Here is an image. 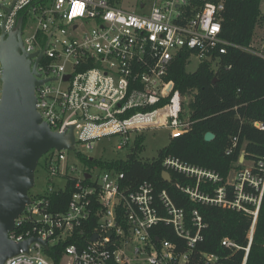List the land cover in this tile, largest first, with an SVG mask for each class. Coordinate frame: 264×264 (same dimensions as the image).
Segmentation results:
<instances>
[{
	"label": "built area",
	"instance_id": "1",
	"mask_svg": "<svg viewBox=\"0 0 264 264\" xmlns=\"http://www.w3.org/2000/svg\"><path fill=\"white\" fill-rule=\"evenodd\" d=\"M261 9L264 13V0ZM224 10L225 0H0V37L3 31L16 32L23 18V48L36 53L32 64L42 53L36 67L44 80L36 87L37 110L54 131L74 126V151L78 144L94 149L99 139L115 135L121 137L117 150H123L152 127L170 129L171 138L189 129L182 95L169 78L171 66L183 51L200 62L212 57L216 64L214 56L231 45L222 36ZM65 150L45 154L50 190L31 196L9 233L17 243L37 240L5 264H54L42 242L50 249L66 241L92 216L97 217L92 235L83 246L67 245L61 264L65 256L68 264H225L221 256L196 249L206 227L198 209L188 219L166 189L157 192L150 181L131 184L116 168L95 165L90 172L69 162ZM164 166L194 180L177 186L196 203L250 211L243 202H257L244 248L246 264L264 191V163L232 172L234 188L218 172L172 155ZM57 177L65 180L63 186L53 183ZM69 181L74 191L67 209L53 210L51 194L65 193ZM206 184L215 187L206 190ZM246 185L260 190L259 198L247 193ZM164 227L180 241L160 237ZM222 245L232 254L241 248L229 237Z\"/></svg>",
	"mask_w": 264,
	"mask_h": 264
},
{
	"label": "trees",
	"instance_id": "2",
	"mask_svg": "<svg viewBox=\"0 0 264 264\" xmlns=\"http://www.w3.org/2000/svg\"><path fill=\"white\" fill-rule=\"evenodd\" d=\"M261 3L262 0H225L222 36L231 45L227 46L225 53L214 56L217 59L215 65L206 59L200 62L196 71L189 72L190 52L183 51L175 57L169 78L174 81L175 89L182 97L191 96L189 101L182 103L183 110H187L182 117H188L190 127L182 136L171 138L156 158L144 160L132 153L126 159L109 161L76 152L90 172L95 165L116 168L125 172L126 180L131 184L150 181L157 192L166 189L177 206L185 210L188 219L198 209L206 227L203 230L204 240L197 244L196 249L221 256L226 260L225 264H243L244 248L248 245V235L254 221L252 211L257 209V202H243L250 211L196 203L177 186L193 183L194 180L173 169H166L164 160L172 155L192 165L214 170L230 188H234L236 182V179L229 181L232 172L246 168L247 161L257 167L264 163V129L256 125L264 124V43L258 49L253 41L257 28L264 25ZM207 132H213L215 138L206 140ZM143 142L142 135L136 142V151L143 149ZM231 148L232 151L228 153ZM241 155L245 156L243 163L239 162ZM165 171L170 172L171 182L164 179ZM213 187L206 184L204 188L211 190ZM66 190L65 193L58 191L51 194L53 210L67 209L74 191L73 182L67 183ZM245 191L256 198L260 196V190L255 186L246 185ZM96 223L97 217L92 216L66 241L45 249L46 255L54 264H61L66 246L74 242L83 246L92 235ZM159 236L180 241L167 227L162 228V235ZM225 237L233 239L241 248L232 254L222 245ZM246 264H264V191Z\"/></svg>",
	"mask_w": 264,
	"mask_h": 264
},
{
	"label": "water",
	"instance_id": "3",
	"mask_svg": "<svg viewBox=\"0 0 264 264\" xmlns=\"http://www.w3.org/2000/svg\"><path fill=\"white\" fill-rule=\"evenodd\" d=\"M23 18L19 20L18 30L0 37V61L2 64V99L0 101V264L18 254L21 249L28 251L36 238L17 243L10 239L9 233L15 229L17 218L32 202L29 194L35 186L36 170L39 160L52 149L74 150V126L67 132L51 129L37 110L36 87L44 82L38 79L37 64L23 48ZM212 61V57L208 59ZM259 123H257V126ZM206 140L215 138L207 132ZM245 158L241 155L240 160ZM171 182L169 171L163 173ZM97 238L94 235L93 240ZM48 249V242H42Z\"/></svg>",
	"mask_w": 264,
	"mask_h": 264
},
{
	"label": "rangeland",
	"instance_id": "4",
	"mask_svg": "<svg viewBox=\"0 0 264 264\" xmlns=\"http://www.w3.org/2000/svg\"><path fill=\"white\" fill-rule=\"evenodd\" d=\"M25 31H28L26 27ZM254 45L256 48H262L264 43V25L257 28L256 35L254 37ZM200 64V60L197 56L192 55L189 59L187 65V71L194 72L197 70ZM191 96L182 97L183 101H189ZM185 113L187 112L184 109ZM171 130L165 127H152L146 130L143 133L144 142L143 149L141 151H136V143L132 140L130 144L124 148L123 150H117V144L121 140L119 135H115L112 137H105L99 139L95 143L94 149H87L85 145L78 144L76 147V151L84 150V152L89 157H95L97 159L102 160H115V159H126L130 154L135 153L136 156L140 159L144 160H152L158 156V153L161 149L165 148L171 139ZM68 156L69 162L78 164L79 166H83V162L76 155V151L74 150H65ZM45 155L40 160V165H38L36 170L35 177V186L30 190V196H40L46 194L50 190L49 181L51 180L49 177V172L46 167ZM252 162H246V166H252ZM53 183L63 186L65 184V180L62 177H57L52 179ZM69 257L65 256L62 261V264H68Z\"/></svg>",
	"mask_w": 264,
	"mask_h": 264
}]
</instances>
